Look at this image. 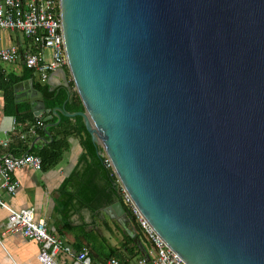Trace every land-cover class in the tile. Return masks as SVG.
<instances>
[{
    "label": "water",
    "instance_id": "water-1",
    "mask_svg": "<svg viewBox=\"0 0 264 264\" xmlns=\"http://www.w3.org/2000/svg\"><path fill=\"white\" fill-rule=\"evenodd\" d=\"M60 15L57 93L73 83L84 111L56 107L45 130L82 117L187 264H264V0H60ZM21 88L42 116L33 80ZM104 210L141 234L121 201Z\"/></svg>",
    "mask_w": 264,
    "mask_h": 264
},
{
    "label": "crops",
    "instance_id": "crops-1",
    "mask_svg": "<svg viewBox=\"0 0 264 264\" xmlns=\"http://www.w3.org/2000/svg\"><path fill=\"white\" fill-rule=\"evenodd\" d=\"M14 34L17 35L16 40ZM20 34L0 31L2 38L0 48L17 46L23 54L34 50L31 42L24 36L20 37ZM0 68L7 75L21 76L26 65L23 64L22 58L17 63H6L0 60ZM66 71L70 80L69 72ZM35 74L37 75V73ZM62 78V73L59 70L56 75L51 77L50 82L54 88L57 89L61 86ZM25 92L24 88L15 89L16 103L18 105L28 101L33 108L32 102L27 100V97L24 95L20 98L17 97L19 93ZM17 112L18 108H16L15 114L9 111L5 93L0 88V136L7 134L11 137V141L16 138L14 137L13 123ZM35 116L37 117V115ZM17 130L21 135L25 133V127L23 128L22 124L18 125ZM38 131L37 129L34 133L26 135L25 140L29 141L30 149L34 146L44 147L53 141L50 127L44 135H40ZM69 146L61 161L51 168L43 169V171H34L27 167L18 169L14 176L20 183L19 191L15 197L8 196L3 192V199L16 210H33L36 220L46 222L50 234L74 250L88 248L95 264H104L111 257L112 248L118 249L117 257L124 261L136 262L143 258L146 254L144 251H150L151 243L143 232L141 234L134 233L133 223L130 222L126 226H122L116 219L107 215L104 209L111 205L92 208L81 203L80 190L86 183L90 172V161L83 158L85 150L78 138H70ZM4 154L10 153H6L0 148V156ZM22 155L18 152L16 157ZM88 182H90L89 177ZM98 182L100 181L96 180L92 183ZM7 220L8 212L0 208V264H41L38 259L41 245L22 234L7 232ZM136 223L138 224L137 220ZM128 237L133 240V243L129 242ZM139 249L144 250L140 251L139 256H136ZM56 260L60 264L73 263L72 257L64 254H60Z\"/></svg>",
    "mask_w": 264,
    "mask_h": 264
},
{
    "label": "built area",
    "instance_id": "built-area-1",
    "mask_svg": "<svg viewBox=\"0 0 264 264\" xmlns=\"http://www.w3.org/2000/svg\"><path fill=\"white\" fill-rule=\"evenodd\" d=\"M0 31L21 33L34 48L23 54L17 46L1 47L0 60L3 62L17 63L24 58L26 67L34 70L43 81H47L49 76L57 70L69 69L60 15V0H0ZM0 41H2L1 37ZM48 50L51 54L47 58ZM18 125L15 119L13 131L18 129ZM22 125L23 128L25 127V133L21 135V138L25 139L27 133H34L37 129L44 127V122L37 119L34 123L27 122ZM10 144L9 135L0 136L1 149L7 151ZM106 165L112 168L108 159ZM26 167L34 171H43V161L39 156L29 153L19 157L12 154L0 156V208L8 212L6 231L22 234L38 242L41 245L38 255L41 264H60L56 260L60 254L72 257V264H95L88 248L74 250L71 246L64 244L48 232L45 221L36 220L33 210H16L5 202L2 193L11 197L17 195L20 183L15 179L14 174L18 169ZM123 193L126 202L132 207L137 217L138 225L151 243V250L136 262L110 257L104 264H187L167 246L140 215L124 189Z\"/></svg>",
    "mask_w": 264,
    "mask_h": 264
},
{
    "label": "trees",
    "instance_id": "trees-1",
    "mask_svg": "<svg viewBox=\"0 0 264 264\" xmlns=\"http://www.w3.org/2000/svg\"><path fill=\"white\" fill-rule=\"evenodd\" d=\"M30 79L34 81V89L41 93L45 100L46 111L41 117H36L34 115L30 102L27 101L18 105L16 103L15 86ZM71 87L73 90L71 95H69V91L67 89H61L60 92L57 93V89H54L50 84L47 83V81L41 80L32 69L26 67L23 74L18 76L15 74L7 75L0 68V88L5 93L7 108L14 114L16 108H18L15 119L20 125L27 122L34 123L37 119H41L44 122V127L38 129V133L40 135L45 134L46 125L57 122L56 117L52 118L51 120L47 119L51 115L53 109L56 107L65 106L66 111L70 113L84 111V105L80 96L74 90L73 83L71 84ZM50 132L53 135V141L50 144L45 145L44 147L34 146L30 149L29 141L22 139L21 134L18 130H16L14 136L16 138L12 139L9 149L4 152L10 153L14 156H16L18 152L21 154L29 153L39 156L43 161V169H48L57 165L61 161L64 152H66L70 147L69 139L72 137L78 138L85 150L83 158L90 161L91 167L88 174L90 182L87 183V177L86 183L80 190L81 203L84 206L98 208L99 206L107 207L116 201H121L125 210L129 214V217L137 220L132 207L126 202L122 186L118 182V178L116 177L113 169L111 167H107L106 165L107 157L105 155L102 156L99 154V149L95 143H93L91 135L88 133L82 117H62V121L59 125L50 127ZM96 180L100 182L93 184L92 182ZM114 183H117V185L114 186ZM141 232H143L145 235L142 229ZM128 239L130 243H133V240L130 239V237H128ZM143 250L139 249L136 253V256H139L140 251ZM144 252L148 254L149 251ZM112 256L119 259L117 257V248L111 249V257Z\"/></svg>",
    "mask_w": 264,
    "mask_h": 264
},
{
    "label": "rangeland",
    "instance_id": "rangeland-1",
    "mask_svg": "<svg viewBox=\"0 0 264 264\" xmlns=\"http://www.w3.org/2000/svg\"><path fill=\"white\" fill-rule=\"evenodd\" d=\"M16 36H17V35L14 34L15 40H16ZM20 37L23 38V35L20 34ZM50 54H51V52H50V50H48V51H47V58L50 56ZM149 250H151V247H149Z\"/></svg>",
    "mask_w": 264,
    "mask_h": 264
}]
</instances>
